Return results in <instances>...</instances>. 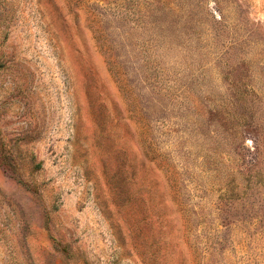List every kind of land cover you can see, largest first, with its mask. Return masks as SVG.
Returning <instances> with one entry per match:
<instances>
[{"label": "rangeland", "instance_id": "374dc122", "mask_svg": "<svg viewBox=\"0 0 264 264\" xmlns=\"http://www.w3.org/2000/svg\"><path fill=\"white\" fill-rule=\"evenodd\" d=\"M0 264H264V0H0Z\"/></svg>", "mask_w": 264, "mask_h": 264}]
</instances>
